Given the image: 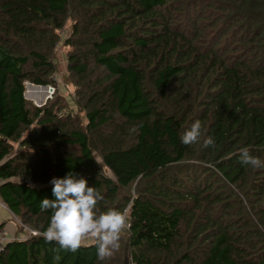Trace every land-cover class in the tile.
Wrapping results in <instances>:
<instances>
[{
  "label": "trees",
  "instance_id": "1",
  "mask_svg": "<svg viewBox=\"0 0 264 264\" xmlns=\"http://www.w3.org/2000/svg\"><path fill=\"white\" fill-rule=\"evenodd\" d=\"M31 84L56 92L39 107ZM195 120L214 147L181 143ZM242 148L264 161V0H0V199L18 235L0 264H264V166ZM68 172L128 211L110 258L94 242L57 260L41 235Z\"/></svg>",
  "mask_w": 264,
  "mask_h": 264
},
{
  "label": "clouds",
  "instance_id": "2",
  "mask_svg": "<svg viewBox=\"0 0 264 264\" xmlns=\"http://www.w3.org/2000/svg\"><path fill=\"white\" fill-rule=\"evenodd\" d=\"M181 143L192 145L202 141L203 147H214L215 140L205 136L200 120H195L181 136ZM241 163L253 168L264 166V161L250 154L249 149L240 150ZM54 199L41 200V210H51L50 222L41 235L46 242L59 245V251L77 252L83 241L91 237L95 241L97 257L110 258L120 248L122 233L129 227L127 209L108 208L101 211L98 204L103 196L95 187H89L86 178L68 172L65 177L50 180Z\"/></svg>",
  "mask_w": 264,
  "mask_h": 264
},
{
  "label": "rangeland",
  "instance_id": "3",
  "mask_svg": "<svg viewBox=\"0 0 264 264\" xmlns=\"http://www.w3.org/2000/svg\"><path fill=\"white\" fill-rule=\"evenodd\" d=\"M66 32V31H65ZM65 34V33H64ZM58 56H59V62H60V65H59V68H58V72H57V74L55 75L56 76V79L58 80V85H60V92L62 93V94H64L65 95V97H66V99H67V101H68V103H69V108H70V110L73 112V113H78V108H77V105L75 104V100H74V88H73V86H71V85H66L64 82H63V77H64V74H65V70H66V65H65V63H64V59H65V50L62 48V49H60V52H59V54H58ZM29 85L27 86V90H26V92H28L29 90ZM33 94H30L26 99L27 100H29V101H31L34 105H41V103H39V102H41V100L43 101L44 100V102H46L48 99H52L53 98V96L52 97H49V95H48V91L46 90V91H43V90H37V89H34L33 90ZM40 96V97H43V98H41V100L39 101V102H37L36 100V97L35 96ZM81 116H83V114H80ZM12 224H14V223H12ZM12 226H13V229H15L16 227H15V224L14 225H10V226H7V228H6V230H8V231H11L12 230ZM29 229V228H28ZM23 233H22V235L20 236V238L21 237H23L24 236V234L27 236V233L28 232H25V228H24V231H22ZM95 241H94V239L93 238H91V237H88V238H86L84 241H83V244L84 245H90V244H93Z\"/></svg>",
  "mask_w": 264,
  "mask_h": 264
},
{
  "label": "crops",
  "instance_id": "4",
  "mask_svg": "<svg viewBox=\"0 0 264 264\" xmlns=\"http://www.w3.org/2000/svg\"><path fill=\"white\" fill-rule=\"evenodd\" d=\"M16 227V220L13 214L7 209V207L3 204L2 200L0 199V225L6 224L4 228L1 229L2 235L4 236V243L6 244L9 241L15 240L17 235V227L12 230H6L7 226L14 225Z\"/></svg>",
  "mask_w": 264,
  "mask_h": 264
},
{
  "label": "built area",
  "instance_id": "5",
  "mask_svg": "<svg viewBox=\"0 0 264 264\" xmlns=\"http://www.w3.org/2000/svg\"><path fill=\"white\" fill-rule=\"evenodd\" d=\"M47 91H48L47 93H48L49 97H52L55 94V92H56V88L55 87H48ZM1 182L2 181L0 180V184H1ZM129 229H130V224H129V227L127 228V230H129ZM25 232H28V233H31V234H34V235L38 234L37 232L32 231L31 229H28L27 227H25ZM4 239L5 238L2 235V232L0 230V251H2L4 246H5Z\"/></svg>",
  "mask_w": 264,
  "mask_h": 264
},
{
  "label": "water",
  "instance_id": "6",
  "mask_svg": "<svg viewBox=\"0 0 264 264\" xmlns=\"http://www.w3.org/2000/svg\"><path fill=\"white\" fill-rule=\"evenodd\" d=\"M29 86H34V87H38V86H35V85H29ZM43 89H45V91L48 89V87H42ZM25 97L27 98V92L25 93ZM45 104V102H42L41 103V105H37V106H42V105H44ZM125 264H129V258H128V254H126V256H125Z\"/></svg>",
  "mask_w": 264,
  "mask_h": 264
}]
</instances>
